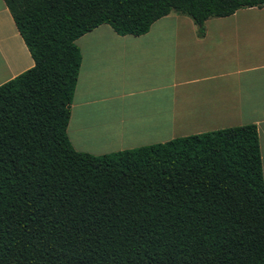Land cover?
Returning a JSON list of instances; mask_svg holds the SVG:
<instances>
[{"label": "trees", "instance_id": "obj_1", "mask_svg": "<svg viewBox=\"0 0 264 264\" xmlns=\"http://www.w3.org/2000/svg\"><path fill=\"white\" fill-rule=\"evenodd\" d=\"M33 65L0 84V264H264L253 124L100 155L66 127L101 24L141 35L173 11L202 23L264 0H3Z\"/></svg>", "mask_w": 264, "mask_h": 264}, {"label": "crops", "instance_id": "obj_2", "mask_svg": "<svg viewBox=\"0 0 264 264\" xmlns=\"http://www.w3.org/2000/svg\"><path fill=\"white\" fill-rule=\"evenodd\" d=\"M168 16L137 36L101 24L75 39L71 147L100 155L253 124L264 184V21L205 20L198 36L191 20ZM32 65L0 0V84Z\"/></svg>", "mask_w": 264, "mask_h": 264}, {"label": "rangeland", "instance_id": "obj_3", "mask_svg": "<svg viewBox=\"0 0 264 264\" xmlns=\"http://www.w3.org/2000/svg\"><path fill=\"white\" fill-rule=\"evenodd\" d=\"M245 9L241 8L236 10L232 16L222 17V18H216L211 17L206 20L215 21H264V8H254V9ZM168 17L162 19L161 21H168L172 19H177V17H181V20H190L187 16L177 14L173 11L168 13ZM184 17V18H182Z\"/></svg>", "mask_w": 264, "mask_h": 264}]
</instances>
